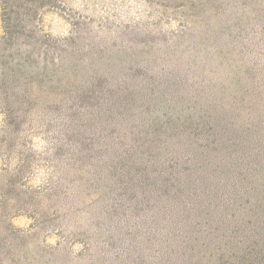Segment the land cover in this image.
Wrapping results in <instances>:
<instances>
[{"label":"trees","instance_id":"trees-1","mask_svg":"<svg viewBox=\"0 0 264 264\" xmlns=\"http://www.w3.org/2000/svg\"><path fill=\"white\" fill-rule=\"evenodd\" d=\"M176 2L164 51L82 65L32 53L61 0H0V148L14 162L0 175V264H264V26L246 39L212 0L158 3ZM18 212L32 230L12 227ZM45 222L55 246L35 238Z\"/></svg>","mask_w":264,"mask_h":264},{"label":"rangeland","instance_id":"rangeland-1","mask_svg":"<svg viewBox=\"0 0 264 264\" xmlns=\"http://www.w3.org/2000/svg\"><path fill=\"white\" fill-rule=\"evenodd\" d=\"M163 0H61L57 9H48L41 13L42 20L35 27L36 30L48 35L52 40L41 46L31 47L32 53L42 55L44 53L60 58L61 52H72L69 60H79L82 65L98 64L111 58L117 64V58L124 49L141 50L146 42H150L153 51L165 50L171 42V36L178 29L175 22L166 23V16L169 10L179 11L181 3H173V8L160 7L158 2ZM219 4V12L205 11L206 14H215L212 17L226 20L235 24L245 25L243 34L248 39L254 33L253 27L264 26V0H212ZM59 6V7H58ZM166 10V13L163 12ZM161 13L162 20L158 23L155 17ZM36 21V20H35ZM74 22L75 26H72ZM263 24V25H262ZM234 26V24H231ZM247 33V34H246ZM2 35L1 11H0V36ZM21 51L30 50L27 43H21ZM172 47V46H171ZM9 48V47H8ZM1 53V52H0ZM5 53H8L6 49ZM73 57V58H72ZM5 86L0 83V130L5 127L4 108L1 100ZM10 95V92H8ZM31 116H27L20 135L25 134L29 128ZM26 130V132H25ZM3 144L0 137V145ZM28 143L26 142V145ZM33 148L40 151L43 144L40 138L35 135L32 139ZM5 149L0 148V175L3 168L14 164L7 156ZM3 176L2 179H4ZM42 173L35 170L31 174L29 185L36 187L41 184ZM24 178L16 180V186H22ZM22 188V187H21ZM15 230L30 231L35 226L33 217L28 212H18L10 219ZM52 223L45 222L36 234L47 246H55L59 242V236L55 229L51 228ZM80 244L73 245V250L78 252Z\"/></svg>","mask_w":264,"mask_h":264}]
</instances>
